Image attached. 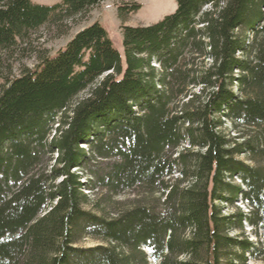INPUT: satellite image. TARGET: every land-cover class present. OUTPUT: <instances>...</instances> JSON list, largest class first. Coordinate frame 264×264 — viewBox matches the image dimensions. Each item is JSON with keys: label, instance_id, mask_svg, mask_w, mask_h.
<instances>
[{"label": "trees", "instance_id": "trees-1", "mask_svg": "<svg viewBox=\"0 0 264 264\" xmlns=\"http://www.w3.org/2000/svg\"><path fill=\"white\" fill-rule=\"evenodd\" d=\"M101 1L0 0V264L264 263V0H175L121 52L94 22L12 74Z\"/></svg>", "mask_w": 264, "mask_h": 264}, {"label": "rangeland", "instance_id": "rangeland-1", "mask_svg": "<svg viewBox=\"0 0 264 264\" xmlns=\"http://www.w3.org/2000/svg\"><path fill=\"white\" fill-rule=\"evenodd\" d=\"M33 4L39 5H53L55 3L60 2V0H30ZM129 3H137L140 4V8L137 11L130 13H123L119 15L118 6L129 4ZM176 7L175 0H102L94 7L88 9L81 16H77L72 20H68L64 24H61L60 28H67L66 33L57 36V31L54 26L44 25L40 27L34 34L31 35L29 45H23L22 51H17L13 53L12 57L5 60V64H8L12 69V74L15 76L19 72V68L24 66L29 69L34 68L38 64L37 55L40 53H47L49 56L54 55V53L64 47V45L68 42V40L80 29L86 27L94 22L100 24V26L105 30L107 37L109 38L111 45L114 49L121 52V26H146L153 24L159 20H161L164 16L172 13ZM204 8H208L207 6ZM65 26V27H64ZM87 94V91L79 94V97H84ZM232 124L228 121H224L223 128L230 135L233 136ZM52 133H50V136ZM50 139V137H48ZM187 147L186 145H182L176 151H182ZM83 148V147H82ZM47 164L50 166L52 162L53 156L46 154L44 156V163L48 160ZM241 159L243 157H240ZM75 169H72L74 171ZM174 176H177L175 174ZM58 181V180H57ZM56 181V182H57ZM84 193H87L88 198L91 201L97 199V201H101L102 206L106 207L107 212H111L113 210L110 205H104L103 203V195L104 191L94 190L88 191L84 190ZM141 197V189L135 188L126 190L121 192L118 196L114 198V200H119L120 202H131V200ZM102 198V200H101ZM236 207L241 211H246V207H244L239 202L236 203ZM116 208V206H115ZM232 208L227 207L225 209L226 212L231 211ZM245 232H249V227L244 225ZM97 242L91 239H83L79 245L83 247H90L95 245ZM248 264H264L262 261H252L249 260Z\"/></svg>", "mask_w": 264, "mask_h": 264}]
</instances>
